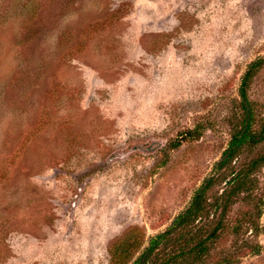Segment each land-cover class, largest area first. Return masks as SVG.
Segmentation results:
<instances>
[{
	"label": "rangeland",
	"instance_id": "obj_1",
	"mask_svg": "<svg viewBox=\"0 0 264 264\" xmlns=\"http://www.w3.org/2000/svg\"><path fill=\"white\" fill-rule=\"evenodd\" d=\"M258 58L264 0H0V264H132L202 187L147 264H264Z\"/></svg>",
	"mask_w": 264,
	"mask_h": 264
},
{
	"label": "trees",
	"instance_id": "obj_2",
	"mask_svg": "<svg viewBox=\"0 0 264 264\" xmlns=\"http://www.w3.org/2000/svg\"><path fill=\"white\" fill-rule=\"evenodd\" d=\"M263 66H264V59L258 58L252 63H250V65L248 66L243 76V79H242V82L239 88L240 98L242 100L241 106H242V110L245 113V116L243 119V128H241V130L234 136L233 140L231 141L230 149L226 153H224V156L226 157L224 161L221 163V165L225 164L227 161H229V159L233 158L236 152L235 149L238 146L248 141H254L253 137L249 135V130H250L253 114L249 107L250 104L248 102V97H247V88H248L250 80L253 78L255 73ZM190 134H192V132H190ZM179 145L180 144L178 142L174 146L179 147ZM205 190H206V187L204 188L202 187L201 189L197 191L189 207L174 219L171 225L172 229H167L165 232L153 238H150L148 246L144 249L141 255L133 261L132 264H147V262L149 261V258L153 255L154 251L158 248L159 244H161L162 241H166L167 237L170 234H172V232L174 231L176 227L178 228L186 227L190 224V222L199 221L201 219L202 212H203V205L205 203V199H204ZM259 215L260 213H258L257 216L259 217ZM216 232H217V229H214L212 233L210 232V234L207 236V239L209 240L215 237ZM189 243H190V240H188V242L186 243V247H188ZM180 253L188 254V255L194 254L193 255L194 262H191L189 264H193V263L197 264V262L198 263L202 262V259L205 257L204 255L206 253V248L204 247V241H198L195 245L190 247V249L180 252Z\"/></svg>",
	"mask_w": 264,
	"mask_h": 264
},
{
	"label": "water",
	"instance_id": "obj_3",
	"mask_svg": "<svg viewBox=\"0 0 264 264\" xmlns=\"http://www.w3.org/2000/svg\"><path fill=\"white\" fill-rule=\"evenodd\" d=\"M141 147V146H140Z\"/></svg>",
	"mask_w": 264,
	"mask_h": 264
}]
</instances>
